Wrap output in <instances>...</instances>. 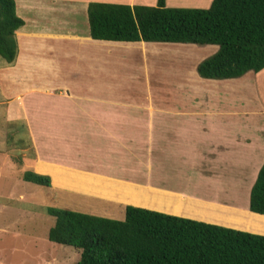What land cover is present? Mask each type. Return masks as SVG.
<instances>
[{
    "label": "crops",
    "instance_id": "0c3cea01",
    "mask_svg": "<svg viewBox=\"0 0 264 264\" xmlns=\"http://www.w3.org/2000/svg\"><path fill=\"white\" fill-rule=\"evenodd\" d=\"M12 1L22 25L14 32V60L0 66L1 89L12 92L3 94L1 103L7 122H23L34 152L27 167L47 176L49 188L114 205L112 214L106 212L107 207L99 211L84 208L88 215L111 219L117 212L122 220L124 206L145 205L150 211L264 236V216L246 209L248 189L264 159V68L235 79L205 80L195 74L198 62H184L179 53L186 51L184 46L88 37L87 3L132 6L140 3L137 0ZM158 57H162L158 65L162 69L155 74ZM169 59L175 62L162 63ZM109 87H143L144 93L139 99L121 97ZM147 87H168L172 92L163 94L159 104L151 97L153 89L149 92ZM11 98L16 107L5 102ZM17 116L21 120L14 119ZM48 137L62 141L52 145L71 159L79 154L74 145L86 146V162L79 165L73 159L47 155L42 147ZM141 148L149 156L150 150L152 154L168 150L178 156L170 159L177 164L175 170L196 163L208 165L210 158H190L196 152L223 156L221 163L216 162L219 171H242V175H230L227 182L232 188L238 186L237 180L246 186V204L245 200L242 205H228L196 198L157 181L160 177L156 181L146 177L145 183L134 181L132 168L125 172L120 167L128 161L121 155L133 153L138 166ZM97 154L102 155L93 160L91 155ZM151 159L144 160L147 170L153 166ZM144 197L148 201L142 205ZM246 220L257 226L245 224Z\"/></svg>",
    "mask_w": 264,
    "mask_h": 264
},
{
    "label": "trees",
    "instance_id": "16d2710c",
    "mask_svg": "<svg viewBox=\"0 0 264 264\" xmlns=\"http://www.w3.org/2000/svg\"><path fill=\"white\" fill-rule=\"evenodd\" d=\"M164 1L152 6L89 2L88 37L215 46L194 68L205 80L235 79L264 68V0H211L205 9L166 8ZM21 25L13 1L0 0V59L5 64L14 60V32ZM20 178L49 187L47 176L26 171ZM142 200V205L148 201ZM246 209L264 216V159L248 189ZM44 213L53 219L46 240L76 249L74 264H264L261 235L129 205L123 207L122 220L48 207Z\"/></svg>",
    "mask_w": 264,
    "mask_h": 264
},
{
    "label": "rangeland",
    "instance_id": "374dc122",
    "mask_svg": "<svg viewBox=\"0 0 264 264\" xmlns=\"http://www.w3.org/2000/svg\"><path fill=\"white\" fill-rule=\"evenodd\" d=\"M137 1L140 2L136 3L137 5L152 6L155 0ZM210 1L211 0H165L164 6L166 8L205 9ZM175 46L185 47L184 49H186V51H180L179 53L183 54L186 64L191 62L197 63L212 54L215 50V46L211 45L195 46L190 44H175ZM180 54L165 53L163 55H177L178 57ZM161 61L162 57H158V59L154 61L155 66L153 70L155 74L159 73L158 71L162 69L158 67ZM174 62L175 60L169 59L162 63L165 65H172ZM177 62L181 63L183 61L180 60ZM2 65L3 61L0 59V66ZM156 77L157 76H155V78ZM1 87L3 86H0V264H74L78 258V251L76 249L50 243L46 240V232L52 225L53 219L45 215L44 208L65 209L87 214L84 208H92L99 211L101 208L107 207L104 208L106 212L111 210L110 213L112 214V207L114 205L93 198H87L79 194L67 193L65 190L62 191L57 188L51 189L49 187H41L21 180L20 176L23 172H32L31 165L27 167V164H30V159L33 158L34 152L32 145L29 143L27 131L22 124L23 122H7L5 119V106L1 103L4 101L3 94L9 95L12 94V92L4 88L2 90ZM77 88L81 89L82 87ZM109 88L111 90H116V94L121 97L126 95L135 99L141 98L144 93L143 87ZM147 88L149 92L153 89V93L156 95L151 92L153 94H151V97L158 103L160 102L159 100L162 101L163 94L168 95L172 92L171 88L167 90L168 87ZM5 102L16 107V101L13 98L5 99ZM174 102L175 101H172V103ZM139 111L143 113L144 109H139ZM19 112V108H16L15 113L19 114ZM169 113L162 114L161 116H166ZM14 119L21 120V117L17 116ZM46 139L47 140L44 139L45 141L43 140L46 146L43 145L42 148L45 149L47 155H52L55 159L60 157L69 160L73 159L74 163L79 165L86 162V146L78 147L74 145L73 147L75 149L78 148L77 152L79 154H76V156L71 159L68 154L61 155L59 152L61 149L59 147L54 148L52 145H60L62 141L56 140V142L49 137ZM105 151L103 154L107 153ZM184 153L187 152L184 151ZM100 155L102 154H97L96 157L91 155V158L94 160ZM196 155L197 156L191 155V157L187 155V157H197L205 161L210 158L209 164L196 163L193 167L188 165L186 167H179V169L175 170L174 167L177 164L171 163L170 159H172L171 157L179 159L178 156L170 155L168 150L160 151V153L158 152L156 154H152V150H150L149 156L146 154L144 148H141L137 155L138 166H136V156L132 153L128 154V156L121 155L124 157V160L128 161H122L120 167L123 168V170L125 169L126 172L130 166L134 176L133 180L138 183H145L148 180H146V177H149L150 181H156L160 177L157 181L161 183L166 182L175 189L180 188L185 193L195 196L196 198L228 205H242L246 199V186L237 180L235 182L238 186L232 188L227 182L229 181L228 178H230V175H242V171L240 170L239 173L219 171L221 166H218L216 162L222 161L221 159H224L223 156L214 155L213 157H206L199 152H196ZM108 156L114 159L117 158L116 155L112 156L111 153L108 154ZM146 158H152L151 164L154 168L151 167L148 170L145 168L146 164L144 160ZM130 162L132 164H130ZM162 162H167L169 164L161 166ZM168 167H171V169ZM60 178L61 176H58L57 182L60 181ZM53 185L55 186V184ZM213 189H215V191H213ZM137 204H140V202L137 201ZM116 205V207L119 208V205ZM138 207L145 210L149 209L146 206ZM117 216L119 215L116 212L111 219H121V217ZM245 224L253 227L257 226V223H251L247 220Z\"/></svg>",
    "mask_w": 264,
    "mask_h": 264
}]
</instances>
